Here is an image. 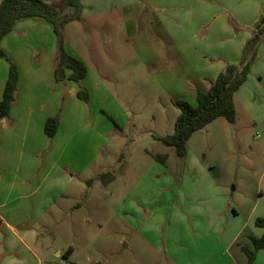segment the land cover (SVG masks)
I'll return each mask as SVG.
<instances>
[{
  "label": "rangeland",
  "instance_id": "374dc122",
  "mask_svg": "<svg viewBox=\"0 0 264 264\" xmlns=\"http://www.w3.org/2000/svg\"><path fill=\"white\" fill-rule=\"evenodd\" d=\"M87 1L84 16L65 25L62 37L89 72L83 90L92 114L102 110L109 119L101 117L104 129L111 128L104 142L98 141L104 144L97 161L74 181V189H84L80 208L58 218L51 233L39 234L50 245L52 236L63 238L71 226L81 234L80 258L86 255L102 264H172L169 255L183 262L194 257L203 264H238L237 230L242 236L264 234L254 225L264 218V81L250 77L236 96V121L218 118L193 133L179 158L156 138L173 132L179 111L171 99H194L181 88L179 66L171 81L161 77L170 65L152 63L156 58L151 48L162 49L164 41L154 33L149 8L141 0H131L128 9L122 7L129 0ZM231 1L238 5L240 0ZM92 77L102 85L97 81L94 88ZM86 138L93 147L96 140ZM81 146L86 152L84 140ZM161 154H167L164 164L151 158ZM107 176L115 179L104 185ZM126 197L131 204L129 231L120 240L115 211ZM87 219L91 222L84 223Z\"/></svg>",
  "mask_w": 264,
  "mask_h": 264
},
{
  "label": "crops",
  "instance_id": "0c3cea01",
  "mask_svg": "<svg viewBox=\"0 0 264 264\" xmlns=\"http://www.w3.org/2000/svg\"><path fill=\"white\" fill-rule=\"evenodd\" d=\"M42 1L59 5L62 0ZM131 3L129 0L122 9H128ZM141 3H145L154 17L150 23L155 24V35L164 41L162 49L160 45L151 48L156 58L152 63L170 65L163 69L161 77H169L171 81V74L178 77L175 66H179L181 88L194 101L196 92H206L226 65L240 61L243 45L251 37L258 19L264 16V0H240L238 5L231 0H141ZM80 4L82 17L88 1L80 0ZM139 14H143L142 10ZM0 47L18 71L15 102L7 117L0 120V264H58L61 261L67 264H102L99 259L92 261L86 255L80 258L81 234L71 226L63 238L51 235L50 245H46L44 235L39 234L41 231L51 233L58 224V218L70 212V208H80L78 199L84 189H74V181L97 161L104 139L109 135L111 126H107V131L104 129L106 122L101 117L109 119L102 114L103 111L98 109L93 115L89 100L84 104L76 97L78 88L87 90L83 81L89 72L78 85L53 81L56 39L50 25L40 19L19 20L11 34L1 41ZM66 48L71 53L67 45ZM256 54L247 80L256 76L262 83L264 35L257 45ZM174 69L176 73H173ZM7 71V63L1 60L0 100ZM67 75L68 72L65 73ZM92 80L94 88L98 82L102 85L93 77ZM239 89L234 97L235 116ZM182 99L194 103L187 98L171 100ZM54 116L59 117V125L53 139L48 140L43 134V125ZM75 125L81 129L76 131ZM99 127L102 129L98 132ZM89 135L96 140L93 147L86 138ZM83 140L88 145L86 152L81 146ZM99 140L103 142L98 143ZM67 151L71 158H66ZM114 179L107 176L103 179L104 185ZM91 180H86V183L91 184ZM130 210L131 204L126 197L115 211L120 224V240H124V232L129 231ZM83 222L90 223L91 219ZM96 225L101 229L100 222L96 221ZM73 227H77L75 223ZM240 230L234 235V239L238 237L234 247L242 258L238 264H247L239 246L250 247L247 236L255 235L246 232L242 236ZM203 237L210 239L207 235ZM243 237L245 239L239 241ZM85 240L87 249L89 238ZM169 256L172 264H176L175 261L203 264L194 257L183 262L182 258L178 260ZM213 261L211 264H220ZM256 261L264 263V250L258 251L252 264ZM232 264H235L233 260Z\"/></svg>",
  "mask_w": 264,
  "mask_h": 264
},
{
  "label": "trees",
  "instance_id": "16d2710c",
  "mask_svg": "<svg viewBox=\"0 0 264 264\" xmlns=\"http://www.w3.org/2000/svg\"><path fill=\"white\" fill-rule=\"evenodd\" d=\"M40 19L50 25L56 39V55L53 65V81H68L76 85L87 75L84 63L71 54L62 37L63 27L73 21L81 20L80 0H62L59 5H52L42 0H0V43L13 31L19 20ZM264 35V16L256 22L251 37L243 45L241 59L237 64H228L216 76L206 92L197 91L195 101H174L178 109L173 132L170 135L156 138L164 146L172 148L177 157L183 158L186 143L191 135L218 118L225 119L229 124L235 122L234 96L238 89L245 84L250 73L251 65L256 58V48ZM8 65L7 78L0 100V120L7 117L15 102L17 92L18 71L0 47V61ZM68 75L65 76V73ZM76 97L84 104L88 103L86 92L78 88ZM59 117L54 116L45 121L43 134L52 140L57 132ZM154 161L164 164L166 154L151 155ZM256 228L264 229V218H257ZM250 247L239 246L240 251L252 264L258 251L264 250V234L256 237L247 236Z\"/></svg>",
  "mask_w": 264,
  "mask_h": 264
},
{
  "label": "built area",
  "instance_id": "2783aa9c",
  "mask_svg": "<svg viewBox=\"0 0 264 264\" xmlns=\"http://www.w3.org/2000/svg\"><path fill=\"white\" fill-rule=\"evenodd\" d=\"M58 264H67L66 262H63V261H61L60 263H58Z\"/></svg>",
  "mask_w": 264,
  "mask_h": 264
}]
</instances>
